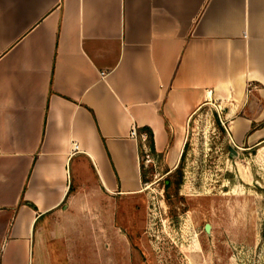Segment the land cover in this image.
<instances>
[{"label": "crops", "instance_id": "0c3cea01", "mask_svg": "<svg viewBox=\"0 0 264 264\" xmlns=\"http://www.w3.org/2000/svg\"><path fill=\"white\" fill-rule=\"evenodd\" d=\"M210 105L264 141V0H0V264L126 257L141 136L177 164Z\"/></svg>", "mask_w": 264, "mask_h": 264}, {"label": "rangeland", "instance_id": "374dc122", "mask_svg": "<svg viewBox=\"0 0 264 264\" xmlns=\"http://www.w3.org/2000/svg\"><path fill=\"white\" fill-rule=\"evenodd\" d=\"M222 112L197 111L177 164L141 161V209L116 264H264V141L235 146Z\"/></svg>", "mask_w": 264, "mask_h": 264}, {"label": "built area", "instance_id": "2783aa9c", "mask_svg": "<svg viewBox=\"0 0 264 264\" xmlns=\"http://www.w3.org/2000/svg\"><path fill=\"white\" fill-rule=\"evenodd\" d=\"M103 75V74H102ZM131 137L133 138V139H137V137H138V134H137V132L135 131V130H133L132 132H131ZM141 140H142V142L144 143V146H143V158H142V161H143V159H145V161L147 162V163H151V162H153V159H152V156H151V151H150V148L146 145V143L148 142V138H147V135H143V136H141ZM77 148V146L75 147V149ZM1 153V152H0Z\"/></svg>", "mask_w": 264, "mask_h": 264}, {"label": "trees", "instance_id": "16d2710c", "mask_svg": "<svg viewBox=\"0 0 264 264\" xmlns=\"http://www.w3.org/2000/svg\"><path fill=\"white\" fill-rule=\"evenodd\" d=\"M147 131V133L149 134V136H150V131L149 130H146ZM148 142H149V147L151 148L150 150L151 151H153V141H152V136H151V139H150V137L148 138ZM184 158V154L182 155V157H181V160ZM179 169L180 168H178L177 169V173H178V171H179ZM180 172V171H179ZM179 184L180 183H178L176 186H177V188H179ZM172 186V182H169L166 186H165V188L168 190V189H170V188H172L171 187Z\"/></svg>", "mask_w": 264, "mask_h": 264}, {"label": "water", "instance_id": "95a60500", "mask_svg": "<svg viewBox=\"0 0 264 264\" xmlns=\"http://www.w3.org/2000/svg\"><path fill=\"white\" fill-rule=\"evenodd\" d=\"M209 230H210V226L207 225V226H206V231L209 232Z\"/></svg>", "mask_w": 264, "mask_h": 264}]
</instances>
